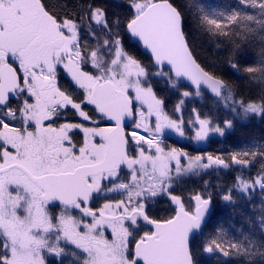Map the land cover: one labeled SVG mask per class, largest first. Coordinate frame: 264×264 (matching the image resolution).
<instances>
[{"label":"snow or ice","instance_id":"1","mask_svg":"<svg viewBox=\"0 0 264 264\" xmlns=\"http://www.w3.org/2000/svg\"><path fill=\"white\" fill-rule=\"evenodd\" d=\"M111 7L0 0V264H204L217 253L223 264H264V242L227 240L222 227L205 235L207 181L203 193L185 196L183 187L209 169L242 172L264 149L226 160L166 143L175 134L199 148L234 127L195 107L185 119L186 102L205 89L235 117L261 121L264 91L245 98L199 61L176 0ZM253 25L264 41V0L201 7L196 17L217 48L227 46L232 74L264 77V46L256 65L244 47ZM257 188L264 195V165L237 175L220 198L234 204V193L251 199ZM161 204L167 215L157 214Z\"/></svg>","mask_w":264,"mask_h":264},{"label":"trees","instance_id":"2","mask_svg":"<svg viewBox=\"0 0 264 264\" xmlns=\"http://www.w3.org/2000/svg\"><path fill=\"white\" fill-rule=\"evenodd\" d=\"M51 3H62L63 0H50ZM112 6L111 11H120L116 7L119 0H107ZM177 4L183 6L186 18L190 25V41L199 61L204 65L215 64L218 74L222 75L225 80L234 85L237 91L245 96V98H258L264 91V77L259 72L232 74L230 69L224 65L223 60L228 54L227 46L222 44L219 48L215 42L210 41L209 37L202 33L196 27V17L203 7L204 11H224L229 6H235L236 0H176ZM250 13L255 10L249 9ZM253 31L249 33L248 43L244 45L251 56V64L259 63V52L264 41L260 39L262 33L258 26L253 25ZM163 87V85H161ZM168 96L167 92L162 93ZM175 97L169 100V110L175 103ZM197 108L202 115H207L221 123L224 119H232L234 127L225 132L223 138L217 137L210 140L208 147L196 148L192 145L169 143L174 147L183 148L195 155L201 152H211L214 154H222L224 159H229V154L241 150H249L259 152L264 149V121L258 118H250L246 122L238 120L232 113L221 105L220 100H213L208 96H204L201 100L190 101L186 105L187 115H191V109ZM264 165V156L257 155L252 159V163L248 168L241 170L239 166L233 165L229 169H214L203 173L198 178H188L185 180L183 187L186 189L184 195L190 192L205 191V181H207V191L213 194L212 205L213 211L209 219V227L205 231V235L215 234L218 227L224 229V237L227 240L242 241L245 236L254 239L257 243L264 242V229L260 226V217L264 214V195L257 192L252 193L251 199L241 198L239 193H234L236 197L234 204H229L220 198V191L231 187L235 182L237 175H243L245 178L254 177ZM157 214L160 216L167 215L165 209L167 205H157ZM246 243V241H245ZM219 257V258H217ZM227 258L222 257L219 253L215 256L205 254L203 256L204 264H223ZM235 264V259H233Z\"/></svg>","mask_w":264,"mask_h":264},{"label":"rangeland","instance_id":"3","mask_svg":"<svg viewBox=\"0 0 264 264\" xmlns=\"http://www.w3.org/2000/svg\"><path fill=\"white\" fill-rule=\"evenodd\" d=\"M204 96H207L205 93H203V97ZM203 97L201 98V97H196V98H190L187 102H186V105L188 104V102H192L193 103V101H195V100H201V99H203ZM221 105L223 106L224 105V102L223 101H221ZM224 107V106H223ZM225 108V107H224ZM188 118V115H187V113H186V111H185V119H187ZM238 120H241L240 118H238V117H236ZM250 118H258V119H260L259 117H254V116H250L248 119H250ZM247 119V120H248ZM247 120H241L242 122H246ZM217 137H220V136H213L211 139H213V138H217ZM224 137V136H223ZM223 137H220V138H223ZM169 140H173V141H175V142H177L178 144H186V143H188L189 145H192V146H194V147H196L197 148V146L195 145V144H193V143H190V142H186V141H184V140H181L179 137H177L175 134H171L167 139H166V143H171V141H169ZM209 143L210 142H208V143H206V144H202L201 146H199V148H206V147H208V145H209ZM212 170H214V169H209L208 171H212ZM207 171V172H208ZM203 174V173H202ZM201 174V175H202ZM200 175V176H201ZM200 176H198V177H200ZM198 177H191V178H198ZM257 190V192L258 191H260V189L259 188H257L256 189ZM259 193H261V192H259Z\"/></svg>","mask_w":264,"mask_h":264},{"label":"water","instance_id":"4","mask_svg":"<svg viewBox=\"0 0 264 264\" xmlns=\"http://www.w3.org/2000/svg\"><path fill=\"white\" fill-rule=\"evenodd\" d=\"M204 93H206L211 99L213 100H219V98L215 97L209 90L205 89L204 90ZM212 211H213V205L211 204V208H210V213H209V219L211 217V214H212Z\"/></svg>","mask_w":264,"mask_h":264},{"label":"flooded vegetation","instance_id":"5","mask_svg":"<svg viewBox=\"0 0 264 264\" xmlns=\"http://www.w3.org/2000/svg\"><path fill=\"white\" fill-rule=\"evenodd\" d=\"M62 83H66V81H62ZM169 141H171V143H176V142L173 141V140H169Z\"/></svg>","mask_w":264,"mask_h":264}]
</instances>
